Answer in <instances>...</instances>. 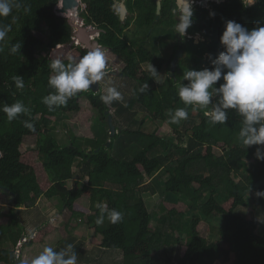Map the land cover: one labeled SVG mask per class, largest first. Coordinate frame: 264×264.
I'll use <instances>...</instances> for the list:
<instances>
[{"label":"trees","instance_id":"1","mask_svg":"<svg viewBox=\"0 0 264 264\" xmlns=\"http://www.w3.org/2000/svg\"><path fill=\"white\" fill-rule=\"evenodd\" d=\"M59 1L13 0L11 13L0 16V27L9 29L0 40V185L13 196V207L8 211L11 222L0 228L9 230V241L17 244L21 238V231L12 230L17 224L14 210L31 208L43 196L59 197L63 212L74 219L86 217V225L101 235L100 245L120 250L124 264H264V197L255 195L256 191H264V160L255 155L257 148L264 151V145H243L239 135L243 116L237 109H222L226 113L224 123H213L205 115L219 104L221 94L213 93L209 105L201 108L180 100L179 86L188 83L177 72L176 80L167 76L163 83L155 84L164 68L170 71L172 57L167 61L154 56L142 41L156 25H175V0L162 1L159 20L154 0H126L129 15L124 21L115 6L117 0L80 1L85 5L80 8L85 24L100 30L97 40L106 48L104 57L118 72L138 81L127 104L113 102L120 106L123 120L133 123L134 106L138 105L178 134L177 138L165 137L158 130L116 127L119 132L109 147L106 141L93 139L89 141L91 150L77 141L62 145L49 130L50 116L80 110L78 94L68 97L66 104L53 103L51 110L43 103L44 97L58 94L48 83L56 74L50 66L52 61L60 60L67 66L92 51L89 46L73 44V25L68 17L55 12ZM60 3L61 8L64 3ZM192 19L190 32H198L205 41L198 56H193L191 49L198 46L189 40V45L183 46L188 54L178 67L213 70L217 67L214 61L225 51L220 37L226 22H239L248 30L264 26V0L251 6H245L242 0H211L209 7L195 5ZM43 25L46 38L38 35L44 31ZM17 44L20 47L13 52ZM40 49L47 52L45 57L36 55ZM143 64H151L157 76H151ZM221 70L216 88L224 83L227 69L221 66ZM14 76L22 79V89L16 87ZM102 96L101 92L87 95L92 106L107 117L109 105ZM16 102L27 111L9 121L3 108ZM181 107L198 122L185 123L184 129L179 123H169V110ZM27 136H37L36 148L23 152L21 146ZM115 147L118 153L113 154ZM214 147L222 154L216 155ZM77 160L82 166L79 173L74 171ZM164 175L168 179L162 191L184 199L187 209L164 201L163 213L153 225V215L138 192L144 189L157 193L158 180ZM146 176L153 178L146 183ZM84 197L89 199V207L79 202ZM97 204L122 212L123 219L112 224L105 218L98 225ZM251 207L253 217L248 218L243 211ZM218 216L222 224L215 227L213 222ZM204 228L215 238L203 234ZM52 230L51 225L43 226L28 245L41 243ZM168 246H174L175 262L171 255L165 257L167 251L171 252ZM17 260L14 250L0 249L1 263L17 264Z\"/></svg>","mask_w":264,"mask_h":264},{"label":"rangeland","instance_id":"2","mask_svg":"<svg viewBox=\"0 0 264 264\" xmlns=\"http://www.w3.org/2000/svg\"><path fill=\"white\" fill-rule=\"evenodd\" d=\"M61 1V0H60ZM58 3L56 6V14L64 17H68L70 13H62L59 11ZM211 0H194L191 3V7L194 9L195 5H201L204 7L210 6ZM79 6V7H78ZM84 4L80 2L76 5L75 11L79 14L80 8H84ZM192 9V10H193ZM179 20V14H176ZM69 18V17H68ZM72 20V19H71ZM190 27H193L194 19H192ZM171 22V20H170ZM44 26V25H43ZM88 26V25H86ZM190 27L186 30V33L180 39L185 46H188L190 41L193 40V43L198 47L192 50L193 56H198L199 50L201 49V43H204L205 39L197 32L191 33ZM133 29V26H131ZM134 31H131L133 33ZM176 32V27L169 26L166 24L156 25L149 30L147 38L142 41V45L148 49L154 56L163 58L169 61L173 57L174 49L179 40ZM42 38H46L45 26L42 33H38ZM96 38L99 36L98 33L95 35ZM93 36V37H95ZM177 48V47H176ZM192 48V47H191ZM96 49V47H93ZM183 55L180 57L178 63L185 57L187 53L182 48ZM39 51V52H38ZM36 55L39 58L45 57L47 52L42 49L38 50ZM207 54H204V58ZM172 61V60H171ZM105 63L109 64L110 60L105 58ZM151 65V64H150ZM145 69H149V65L143 64ZM189 71L186 68H179L177 64L176 71L181 80H185L189 83L188 80L184 78V73ZM170 71H167L166 68L162 70L158 78L155 80V84L158 86L166 80L167 76H170ZM138 86V81L127 77L107 74L104 75L100 82V91L107 95L108 87H115L122 95V99L118 100L119 105L123 106L127 104L131 96L133 95V89ZM80 92V91H79ZM78 101L80 105V110L77 112H58L54 116H50V125L49 129L51 134L62 145H70L73 141L80 144L82 148L91 150L93 145L91 142L93 139H98L106 141V147L111 145V132L108 125V118L104 117L98 109L94 108L90 103L87 95L88 92L79 93ZM90 93V92H89ZM72 97V96H71ZM114 100L108 103L109 113L113 115L114 123L119 129L124 128H143L144 131L153 132L158 130L161 136L165 137H178V134H174L171 126L168 123L161 121L158 118H155L150 112L144 110L142 107L135 105L134 110L136 112L134 117V122L129 124L126 123L121 113H119V107L113 104ZM197 105V104H196ZM126 113V112H124ZM131 114V113H130ZM198 122L197 118L189 117L186 120H181L179 122L180 127L184 129L185 123L187 125ZM119 132V130H117ZM184 136H187L186 131H182ZM93 142V141H92ZM97 142V141H95ZM109 142V146L107 143ZM37 136H27L24 138L21 150L24 152L28 149L36 148ZM185 145V144H184ZM118 153L116 147L113 150V154ZM214 152L216 155L222 154L221 149L214 147ZM79 161H81L79 159ZM78 160L74 164L75 173L82 172V166L77 165ZM153 177L146 176V183L151 181ZM168 179L167 175L162 176L158 180L159 191L155 194H151L148 191H139L140 194L147 206L149 211L152 213V224H156L159 217L162 215L161 204L164 201L171 202V205L187 209L185 201L174 197L173 195L163 192L165 182ZM154 182V181H153ZM153 184V183H152ZM83 206L89 207V199L87 197L82 198L79 201ZM13 207V196L4 188H0V227H6L10 224L11 218L8 215V211ZM63 203L59 197H53L49 199L45 196L41 197L37 203L28 209L20 207L17 210H14L16 215L17 224H15V231H21V238L17 241V244L12 242L9 235V230H2L0 228V249L6 248L9 250H14L15 256L18 259L17 264H22L24 260H31L38 256L45 247H51L54 252L65 251L67 255L64 257L68 258L69 255L75 253L77 257V264H124L123 254L120 250L116 249H107L100 245L102 240L101 235L95 233V230L86 225V217L73 218L69 212H63ZM243 212L248 218L253 217V210L251 208H246ZM85 224V226H84ZM222 224V217L218 216L215 218L213 225L218 227ZM45 225H51L53 230L48 233L41 243L35 242L31 245H28V242L33 240L37 236V232ZM261 229V228H260ZM259 229V231H260ZM203 234L209 239H214L215 237L211 234L209 230L204 228ZM215 234V233H214ZM23 235V236H22ZM71 245V249L68 246ZM171 252H166L165 257L171 255L172 262H175V257H173L174 246H168ZM19 251H18V250ZM173 257V259H172ZM164 258V257H163ZM0 264H5L1 263Z\"/></svg>","mask_w":264,"mask_h":264},{"label":"clouds","instance_id":"3","mask_svg":"<svg viewBox=\"0 0 264 264\" xmlns=\"http://www.w3.org/2000/svg\"><path fill=\"white\" fill-rule=\"evenodd\" d=\"M242 3L245 6H251L256 4L257 0H242ZM12 8L13 0H0V16H8ZM81 12L80 9L78 18L81 17ZM211 14L214 15V13ZM192 15L191 3L189 0H184V7L175 26L176 32L181 36L191 26ZM71 24H74L72 20ZM257 24L259 25V21ZM8 30L7 26L0 27V40H3ZM78 32H74V37L77 36ZM91 36L94 35L89 34L91 42L99 37L92 38ZM74 37L72 40L74 45H84L78 36L79 43L74 40ZM220 40L225 46V51L214 61L217 67L213 70L205 68L199 71H186L184 78L189 83L179 86V98L185 105L197 104L204 108L209 105L213 93L221 94L219 104L214 107L213 111L206 112L205 115L210 116L213 123H224L226 113L222 109H237L243 116L244 126L239 133L243 145H264V26H257L248 30L241 23L228 20ZM99 46L101 45L99 44ZM19 47V44L15 45L12 49L13 52L17 51ZM104 52L100 49H94L80 58L78 62L73 61L67 66L60 60L52 61L50 66L56 74L49 78L48 83L56 89L58 94L43 98V103L49 106V110H51L53 103L66 104L67 98L76 95L79 91H82L81 93H84L83 91L92 92L88 89L90 84L97 81L101 82L104 75H107L105 74L106 67H113L110 63H105ZM221 66L227 71L223 74L224 83L216 88L214 85L222 75ZM148 71L151 76H157V70L151 65ZM12 79L18 89L24 87L19 76H14ZM101 99L107 104L113 100H121L122 95L115 87H108L107 95L102 96ZM3 111L7 114V119L12 121L18 113L26 112L27 109L21 102H16L11 106H5ZM169 117V123L178 124L181 120L188 118V112L183 107L176 108L174 112L169 110ZM25 126L34 130L30 123H26ZM255 155L257 159L264 160V151L261 149L257 148ZM255 195L264 197V191H256ZM96 206L100 209V215L96 219L98 225L102 224L105 218L112 224H117L123 219V213L120 211L109 209L104 204H97ZM68 248L71 249V245ZM66 255L67 252L65 251L57 253L51 247H45L34 259L24 260L22 264H77L75 253L65 259Z\"/></svg>","mask_w":264,"mask_h":264},{"label":"water","instance_id":"4","mask_svg":"<svg viewBox=\"0 0 264 264\" xmlns=\"http://www.w3.org/2000/svg\"><path fill=\"white\" fill-rule=\"evenodd\" d=\"M162 1L163 0H155L156 6H157L156 20H159L160 18L161 9H162ZM193 1L194 0H189L190 3H192ZM62 3L64 4L62 5L61 8H59V11L62 13H68V12L70 13L71 11L75 10L76 5L79 4V0H65V1L62 0ZM176 4L179 8L182 9L184 7V0H176ZM115 6L118 8V13H119L121 21H124L129 15V11L126 6L125 0H117ZM69 21L71 22L70 18H69ZM97 33H100V30L96 27L91 30H88L86 27H82L80 31L77 33V36L80 38L83 44L96 47V49H100L102 52H104L106 51V48L104 46H99V41L97 39L92 42L89 39V34L96 35ZM178 37L180 40L181 35L179 34ZM182 55H183V50L180 48L176 52L174 58L171 61L170 76L173 77L175 80H176L175 71L177 68L178 61L180 57H182ZM105 74H112V75L119 74L120 76H125L124 72L118 73V71H116L111 66L106 67ZM88 89L95 93L99 92L100 91V81L91 83ZM81 92L82 91H80L79 93ZM105 114L107 115V118H108V125H109V129L111 132V137H113L117 133L116 125L114 124L113 115L109 113V110H106ZM107 146H109V142L107 143ZM1 156H2V153L0 152V157ZM0 188H3V186L0 185Z\"/></svg>","mask_w":264,"mask_h":264},{"label":"built area","instance_id":"5","mask_svg":"<svg viewBox=\"0 0 264 264\" xmlns=\"http://www.w3.org/2000/svg\"><path fill=\"white\" fill-rule=\"evenodd\" d=\"M69 17L72 19V22L74 23L73 24V28H74V32L75 33L78 32V31H80V29L82 27H85L86 26V24L84 22V19L82 17L78 18V13H76L75 10H73L72 14ZM75 19H76V21H74ZM86 27L87 28H94L93 25H89V26H86ZM78 39L79 38L75 35L74 40H76L77 43H79Z\"/></svg>","mask_w":264,"mask_h":264},{"label":"flooded vegetation","instance_id":"6","mask_svg":"<svg viewBox=\"0 0 264 264\" xmlns=\"http://www.w3.org/2000/svg\"><path fill=\"white\" fill-rule=\"evenodd\" d=\"M126 1V0H125ZM155 1V0H154ZM117 2V1H116ZM156 3V2H155ZM175 4H176V0H175ZM183 9V8H182ZM181 8H179L178 6H177V4H176V8L175 9H173V14H174V16H173V19L175 20V25L173 26V27H175L176 26V24L178 23V17H177V15L176 14H180V12H181V10H182ZM179 34H177V36H178ZM179 38V37H178ZM182 38V36L180 37V39ZM177 44H178V48H176L175 47V49H174V53H173V57L175 56V54H176V52L181 48H183V46H184V44L182 43V41L181 40H178L177 41ZM84 45H86V44H84ZM86 46H88V45H86ZM89 48L91 49V50H94L93 49V46L91 47V46H89ZM116 70V69H115ZM116 75H118V74H116ZM102 80V79H101ZM84 92H86V91H84ZM88 92V91H87ZM99 92H101V91H99ZM102 93V92H101ZM88 94H89V92H88Z\"/></svg>","mask_w":264,"mask_h":264},{"label":"bare ground","instance_id":"7","mask_svg":"<svg viewBox=\"0 0 264 264\" xmlns=\"http://www.w3.org/2000/svg\"><path fill=\"white\" fill-rule=\"evenodd\" d=\"M74 21H76V19L74 20ZM95 36V35H94ZM92 38H94L93 36H91Z\"/></svg>","mask_w":264,"mask_h":264},{"label":"crops","instance_id":"8","mask_svg":"<svg viewBox=\"0 0 264 264\" xmlns=\"http://www.w3.org/2000/svg\"><path fill=\"white\" fill-rule=\"evenodd\" d=\"M23 236V235H22ZM1 241V240H0Z\"/></svg>","mask_w":264,"mask_h":264}]
</instances>
